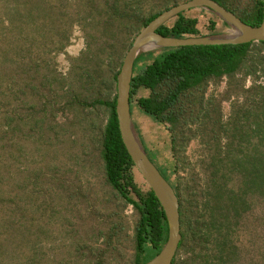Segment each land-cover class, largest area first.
Returning a JSON list of instances; mask_svg holds the SVG:
<instances>
[{
	"label": "trees",
	"instance_id": "16d2710c",
	"mask_svg": "<svg viewBox=\"0 0 264 264\" xmlns=\"http://www.w3.org/2000/svg\"><path fill=\"white\" fill-rule=\"evenodd\" d=\"M9 1L12 14L0 19V264H52L40 261L47 249L38 246L40 239L46 237L45 222L38 224L30 216L29 199L25 209L20 205L23 196L17 183L22 86L19 60L24 52L27 68L31 69L33 64L40 69L37 113L41 116L34 127L39 128L36 140L40 146L46 144L50 148L62 141L54 127L60 106L58 91H53L52 96L42 91L51 84L47 58L68 42L50 47L43 44L37 49L38 55L30 58L37 44L32 33L46 38L49 32L47 23L33 24L37 18H49L50 0ZM213 1L249 26L261 23V0ZM179 3L181 0L57 2L60 14L66 10L68 15L67 10L74 4L77 11L75 19L70 15L71 20L91 18L98 34L103 36L110 27L119 38L115 44H104L101 53L93 54L95 44L79 23L86 48L78 57L69 59V83L63 91L61 107L68 113L76 108L75 117L85 122L89 139L84 145L89 156L86 163L99 171L109 197L123 207L131 206L137 218L131 235L119 219L111 216L104 221L103 229L85 230L80 236L73 231L71 246L64 256L67 263L59 258L53 264H111L107 257L121 255L118 243L122 234L131 244L129 264H145L167 240V223L157 199L135 182L132 162L119 136L114 94L120 63L133 37L160 13ZM193 11L205 13L203 9L182 12L157 33L164 37L196 38L217 36L213 31L218 23L228 28L208 11L203 32L199 19L191 15ZM72 26L67 27L70 33ZM125 40L130 43L126 45ZM4 43L8 46L3 47ZM260 79L264 80V42L163 49L141 53L134 62L130 114L133 109L138 110L160 125L168 136L169 157L163 163L158 164L156 154L149 156L141 145L179 201L181 241L172 264L233 263L239 255L234 239L236 228L251 211L253 202L264 206V84ZM223 81L225 88L221 93L207 94L209 85L216 90ZM223 103L229 106L226 117ZM35 107L32 105L30 110ZM193 142L200 149L194 163L187 155ZM34 178L38 180V176ZM261 229L264 230V220ZM95 241L100 246L92 245ZM78 258L81 262L75 260Z\"/></svg>",
	"mask_w": 264,
	"mask_h": 264
},
{
	"label": "rangeland",
	"instance_id": "374dc122",
	"mask_svg": "<svg viewBox=\"0 0 264 264\" xmlns=\"http://www.w3.org/2000/svg\"><path fill=\"white\" fill-rule=\"evenodd\" d=\"M187 0H181L185 2ZM58 0H50L51 13L45 21L37 18L33 25L47 23L49 32L46 38H41L40 34L35 35L37 44L33 47L30 58H35L38 55V48L43 44L50 47L55 43H66L67 45L59 52H52L47 58L49 67V76L51 84L42 90L47 96H52L53 91L57 90L60 106L56 110L54 117L55 128L60 133L61 141L58 145L42 144L36 140L39 128L34 127L35 120L41 115L38 111V98L41 92L40 87V69L31 65L28 69L27 61L23 55H20V75H21V96L19 103L20 123H19V144L20 148L17 153V183L19 190L23 196L20 205L25 209L27 200L30 203V216L33 217L38 224L40 221L45 222L47 230L46 237L41 238L39 247H46L45 254H42L40 261L52 263L64 256L69 251L73 240V231H78L77 236H80L85 230L91 229L92 232L104 228V221L108 216L116 220H120L124 227H127L128 235H131V228L137 218L136 213L131 206H125L121 202L109 197L105 187L102 185L101 174L86 163L89 158L85 153L87 149L84 145L89 141L86 131V124L82 120H78L75 115L78 112L75 107L71 113L62 109L63 91L67 87L69 80L67 79L68 70L70 68L69 59L78 57L85 50V37L83 29L79 23L84 26V31L89 32V39L95 45L92 46V53H101L104 44L111 45L116 43L117 35L112 33L110 27L103 36L98 34L93 26L91 18L86 21L71 20L70 15L75 19L74 4L67 10H62L60 14L56 8ZM12 5L9 0H0V19L5 15H11ZM205 13L208 11L204 10ZM200 11H193L191 15L197 17L200 21L199 27L205 32L204 24L207 15ZM44 15L41 14V17ZM0 21V27L2 26ZM41 24V25H42ZM72 24L71 33L67 27ZM25 27V26H24ZM229 28L218 23L213 31L217 36L224 35L229 32ZM34 31L33 28L31 32ZM115 39V40H114ZM119 39V38H118ZM114 43V44H115ZM126 45L130 40H125ZM23 47V40L20 41ZM3 47L8 46L4 43ZM109 48V47H108ZM101 50V51H100ZM111 53V49H109ZM102 55V54H101ZM264 84V80L260 79ZM250 80L247 79L245 85L248 86ZM225 88L223 81L219 88L214 90L212 85L207 88V94L215 92L221 93ZM138 95H141L138 94ZM32 105H36L30 110ZM229 106L223 103V114L226 117ZM75 111V113H74ZM132 121L134 130L140 143L145 147L147 154H156L158 164L163 163V160L169 157L167 147L168 136L166 131L150 117L142 114L136 109L132 110ZM50 119L47 120V126ZM46 126V129H47ZM84 149V150H83ZM200 149L195 142L191 143L187 155L190 156L191 162L194 163L196 157L200 154ZM56 169H51L53 166ZM49 166V167H48ZM51 166V167H50ZM60 168V169H59ZM54 172V173H53ZM38 176L35 181L34 176ZM136 184L142 189L147 190L142 180L134 173ZM57 179V181L52 180ZM22 209V208H21ZM19 215L20 212L18 211ZM264 220V206L259 203H254L250 212L244 216L240 225L234 233L235 245L238 248V257L236 261L230 264H261V259L264 256V230L261 229L262 221ZM39 227V226H38ZM73 228L72 231H70ZM72 232V233H71ZM118 245L121 249V255L114 253L107 257V261L111 264H129L132 250L130 243L124 237V234L119 238ZM92 245L100 246V242H93ZM44 257V258H43ZM60 260V259H59ZM81 262V259H75ZM67 263V261H64Z\"/></svg>",
	"mask_w": 264,
	"mask_h": 264
},
{
	"label": "water",
	"instance_id": "95a60500",
	"mask_svg": "<svg viewBox=\"0 0 264 264\" xmlns=\"http://www.w3.org/2000/svg\"><path fill=\"white\" fill-rule=\"evenodd\" d=\"M262 3V20L253 27L242 22L235 14L226 10L213 0H187L162 13L143 27L134 37L125 52L115 80V117L122 145L129 156L134 173L142 180L147 190L157 199L166 223L167 240L160 252L145 264H172L181 241L179 201L174 190L161 176L148 159L134 130L130 114V83L133 66L141 53L199 46H237L247 43L264 42V0ZM203 9L213 13L230 29L227 34L218 36L175 38L164 37L157 30L166 22L182 12Z\"/></svg>",
	"mask_w": 264,
	"mask_h": 264
}]
</instances>
